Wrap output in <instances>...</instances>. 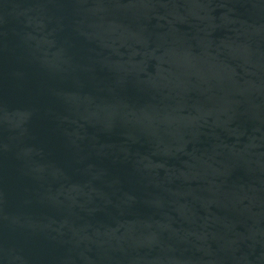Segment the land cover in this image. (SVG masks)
Masks as SVG:
<instances>
[{"label": "water", "instance_id": "1", "mask_svg": "<svg viewBox=\"0 0 264 264\" xmlns=\"http://www.w3.org/2000/svg\"><path fill=\"white\" fill-rule=\"evenodd\" d=\"M0 264H264V0H0Z\"/></svg>", "mask_w": 264, "mask_h": 264}]
</instances>
